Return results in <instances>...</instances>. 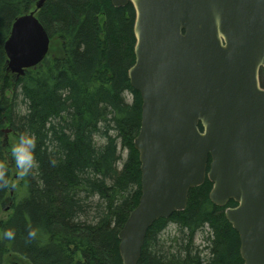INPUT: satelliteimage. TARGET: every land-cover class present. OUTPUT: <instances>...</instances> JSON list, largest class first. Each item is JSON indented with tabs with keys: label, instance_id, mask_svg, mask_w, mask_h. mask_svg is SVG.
<instances>
[{
	"label": "trees",
	"instance_id": "1",
	"mask_svg": "<svg viewBox=\"0 0 264 264\" xmlns=\"http://www.w3.org/2000/svg\"><path fill=\"white\" fill-rule=\"evenodd\" d=\"M38 2L0 0V214L8 213L0 217V264H123L119 232L142 189L134 146L142 98L129 79L135 10L111 0H46L37 18L50 51L18 78L7 71L4 45L15 20ZM5 130L36 137L35 162L19 178ZM212 187L206 179L184 211L153 224L138 264H245L225 215L237 204H213ZM170 224L177 233L162 239Z\"/></svg>",
	"mask_w": 264,
	"mask_h": 264
},
{
	"label": "water",
	"instance_id": "2",
	"mask_svg": "<svg viewBox=\"0 0 264 264\" xmlns=\"http://www.w3.org/2000/svg\"><path fill=\"white\" fill-rule=\"evenodd\" d=\"M45 2L18 17L5 42L18 77L49 53L36 16ZM111 2L135 10L129 79L142 98V189L119 232L123 264L139 263L149 229L184 211L206 179L213 204H237L225 215L244 263L264 264V0Z\"/></svg>",
	"mask_w": 264,
	"mask_h": 264
},
{
	"label": "clouds",
	"instance_id": "3",
	"mask_svg": "<svg viewBox=\"0 0 264 264\" xmlns=\"http://www.w3.org/2000/svg\"><path fill=\"white\" fill-rule=\"evenodd\" d=\"M36 148V137L34 133H21L18 137V142L11 147V152L15 160L16 167L20 170V175H24L33 166L35 162L34 151ZM3 177V172L0 171V178ZM7 184V181H4ZM35 231H30L29 236H35ZM4 236L12 238L14 232L6 230Z\"/></svg>",
	"mask_w": 264,
	"mask_h": 264
},
{
	"label": "rangeland",
	"instance_id": "4",
	"mask_svg": "<svg viewBox=\"0 0 264 264\" xmlns=\"http://www.w3.org/2000/svg\"><path fill=\"white\" fill-rule=\"evenodd\" d=\"M57 51V48L55 47V52ZM127 100L130 102L131 101V97L128 95L127 96ZM21 110L23 112L26 111L25 109V106L23 105V103H21ZM4 141H5V149H6V152H7V157H8V160L10 163L13 164V170H14V174L17 178H19L21 175L19 174L20 173V170L16 167V164H15V160L13 158V155H12V152H11V147L18 142V138L17 136L13 133V132H10L7 130V132L5 133V137H4ZM126 151L123 152L122 154V157L123 159L126 158ZM8 213L7 212H4V213H1L0 214V217H5ZM178 231V228L177 226H175L174 224H170L168 226V228L164 231L163 235H162V239H167L170 235L171 236H174ZM203 234H199L196 238V244L197 245H202L203 243Z\"/></svg>",
	"mask_w": 264,
	"mask_h": 264
},
{
	"label": "flooded vegetation",
	"instance_id": "5",
	"mask_svg": "<svg viewBox=\"0 0 264 264\" xmlns=\"http://www.w3.org/2000/svg\"><path fill=\"white\" fill-rule=\"evenodd\" d=\"M260 79H261V83L264 85V69L260 70Z\"/></svg>",
	"mask_w": 264,
	"mask_h": 264
}]
</instances>
